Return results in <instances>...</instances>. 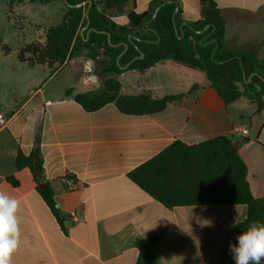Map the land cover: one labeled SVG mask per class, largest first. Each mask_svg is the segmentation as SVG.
Segmentation results:
<instances>
[{
  "label": "crops",
  "instance_id": "crops-1",
  "mask_svg": "<svg viewBox=\"0 0 264 264\" xmlns=\"http://www.w3.org/2000/svg\"><path fill=\"white\" fill-rule=\"evenodd\" d=\"M84 6L88 1L82 0ZM152 0H130L125 13L113 17L127 25L126 13H144ZM186 22L201 19L199 0H177ZM226 20L230 48L253 51L264 58V0H215ZM33 8L36 10L34 11ZM0 0V40L17 32L24 47L46 41V30L60 23L64 4ZM28 26V27H27ZM30 34L26 43L25 36ZM27 34V35H28ZM20 48V49H21ZM18 56V54H17ZM0 50V75L15 84L13 94H0V113L8 121L0 132V191L19 200L20 243L11 264H136L137 239L157 237L154 264H232L229 245L234 227L247 215L245 206H193L167 209L135 185L128 174L171 144L198 145L217 137L235 142L247 164L255 198L264 197V110L241 98L226 107L206 80L189 94L194 74L173 64L125 71L119 75L121 94L153 98L184 97L166 110L142 116L125 115L114 103L87 112L74 100L78 93L97 91L93 61L74 57L54 71L47 66L17 62ZM84 62L81 66L79 63ZM89 70V72H87ZM62 71L67 73L62 74ZM21 75L19 78L18 76ZM73 89V95L67 91ZM248 118L262 119L254 137ZM248 133H236L235 128ZM41 142L44 177L54 192L60 215L53 214L37 191L28 168L15 170L18 149L29 155ZM247 139V141H246ZM251 166L254 185L249 180ZM14 177L18 187L8 182ZM71 177L76 185L66 182Z\"/></svg>",
  "mask_w": 264,
  "mask_h": 264
},
{
  "label": "trees",
  "instance_id": "trees-1",
  "mask_svg": "<svg viewBox=\"0 0 264 264\" xmlns=\"http://www.w3.org/2000/svg\"><path fill=\"white\" fill-rule=\"evenodd\" d=\"M54 1L64 4L60 23L46 30L44 44L32 42L22 47L17 58L29 66H47L54 71L74 57L84 56L97 64L106 76L103 86L97 91L74 95V100L85 111L95 112L111 103L125 115H151L166 110L184 95L164 98H153L148 93L124 96L117 78L125 71L145 73L163 63L173 64L194 74L189 94L201 89L202 82L206 80L226 107L244 97L257 105L258 114L264 110V58H258L253 51L233 49L227 45L226 20L215 0H199L201 19L195 22L183 19V11L177 0H152L144 13H126L127 25L117 24L113 17L125 13L124 8L130 0H97L89 10L90 26L86 29L89 4L81 8L71 7L83 3L82 0H67L70 6L64 0H29V3L49 4ZM13 2L9 0V15ZM158 8L156 18L150 21ZM175 12L178 35L173 22ZM185 24L196 31L207 26L208 29L204 34H196ZM83 29L82 37L80 33ZM90 29L94 31L90 32ZM108 35L112 45L108 42ZM131 35L136 40L131 41ZM86 38L88 41H85ZM213 39L217 43H212ZM124 44L128 45L126 51ZM217 45L214 57L218 62L225 63L218 64L212 60ZM0 50L9 54L11 48L0 40ZM99 50H103L112 61L101 60ZM123 52L118 65L117 59ZM139 52L145 55L144 59L136 60L126 70H122L121 67L127 66L140 55ZM238 58L242 61L244 72ZM244 73L247 78L251 77L249 83L245 82ZM73 93V89L67 91L69 96ZM14 168L17 171L25 168L30 170L38 193L53 214L59 216L53 189L44 177L39 137L29 155L18 149ZM247 177V164L239 155L235 142L227 137H217L198 145L176 141L128 174L135 185L169 210L193 206H245L247 215L233 229V244L251 223H264V197L258 199L253 196ZM68 179L76 185L75 180L71 177ZM8 182L13 187L19 186L13 176L8 178ZM158 242L157 237L137 239L136 264H154L153 250ZM232 264H235L234 260Z\"/></svg>",
  "mask_w": 264,
  "mask_h": 264
},
{
  "label": "clouds",
  "instance_id": "clouds-1",
  "mask_svg": "<svg viewBox=\"0 0 264 264\" xmlns=\"http://www.w3.org/2000/svg\"><path fill=\"white\" fill-rule=\"evenodd\" d=\"M19 200L0 191V264H11L20 243L17 219ZM235 264H262L264 261V223L253 222L229 245Z\"/></svg>",
  "mask_w": 264,
  "mask_h": 264
},
{
  "label": "rangeland",
  "instance_id": "rangeland-1",
  "mask_svg": "<svg viewBox=\"0 0 264 264\" xmlns=\"http://www.w3.org/2000/svg\"><path fill=\"white\" fill-rule=\"evenodd\" d=\"M33 10L36 11L34 8H33ZM0 34H1V32H0ZM25 34H26L25 40H26V43H28V41H30V34H28V33H25ZM22 40H23V37L18 32H17L16 35H11L9 37V40H8V42L6 44L11 48V57L7 59L6 64H8V65L9 64L10 65L17 64L16 63V60L14 58H16V56H17V54H18L21 46L23 45ZM86 59L87 58H84V62L86 61ZM17 62H19L18 61V58H17ZM84 62H81L79 64L82 66L84 64ZM0 66H1V63H0ZM93 66H94V71L90 72L88 74V76H90V75H96V76H98L99 77L98 82H99L100 88H101L103 86L104 80L106 79V76L103 75V73L101 71V68L97 64L93 63ZM87 72H89V70ZM65 73H67V71H62L61 72V75L62 74H65ZM18 77L20 78L21 75H19ZM15 87H16L15 84H12V85L6 84L3 81L2 76L0 75V94H2V92H8V93H11V95H12L13 94V91H14L13 88H15ZM249 119H251V118H248L246 120V123L248 125H250ZM260 120L262 121L261 118L260 119H256V118L251 119V124L252 125H250V126L252 127V133H253V136L254 137L257 136V132L259 131V128H260L259 127ZM260 137H261V138H259L260 141L262 143H264V131L262 132V134H261ZM251 167L252 168H251L249 180L252 183V185H254L253 174H254V172H256V170L254 171L253 166H251Z\"/></svg>",
  "mask_w": 264,
  "mask_h": 264
},
{
  "label": "water",
  "instance_id": "water-1",
  "mask_svg": "<svg viewBox=\"0 0 264 264\" xmlns=\"http://www.w3.org/2000/svg\"><path fill=\"white\" fill-rule=\"evenodd\" d=\"M64 2H65V4L67 5V6H70L69 4H68V1L67 0H64ZM88 4H89V6H88V8H87V11H86V17H87V25H86V27L84 28V29H86V28H88L89 26H90V21H89V16H88V14H89V10H90V8L92 7V5H93V2L92 1H88ZM84 6V3H80V4H78V5H75V6H71V7H74V8H81V7H83ZM159 9L160 8H158L156 11H155V13H154V15H153V17H152V19L150 20V21H153L155 18H156V15H157V13H158V11H159ZM175 15H176V12L174 13V15H173V22H174V28H175V32H176V34L178 35V29H177V27H176V24H175ZM149 23V22H148ZM147 23V24H148ZM185 26H189L196 34H204L205 32H206V30L208 29V26L207 27H205L203 30H201V31H196V30H194L193 29V27H191L190 25H188V24H185ZM84 29L81 31V36L83 37V31H84ZM90 32L91 31H94L93 29H90L89 30ZM104 33V32H103ZM182 36H184V34H182ZM180 39H181V37H179ZM129 39L132 41V40H136V38L134 37V36H129ZM85 41H88V38H86L85 39ZM108 42H109V44L110 45H112V43H111V38H110V36L108 35ZM212 43H217V40L216 39H213L212 41H211ZM124 47H125V51L128 49V45L127 44H124ZM217 48H218V45L216 46V48L214 49V51H213V53H212V60L214 61V62H216V63H218V64H221V63H225V62H218L216 59H215V57H214V54H215V52H216V50H217ZM124 51V52H125ZM99 52V55H100V59L101 60H105V61H107V62H111L112 61V59L110 58V57H107L106 55H105V52L103 51V50H99L98 51ZM124 52L118 57V59H117V64L119 65L120 64V59H121V57H122V55L124 54ZM140 53V55L138 56V57H136L131 63H129L127 66H125V67H121V69L122 70H126L134 61H136V60H141V59H144V57H145V55L142 53V52H139ZM238 60L240 61V64H241V67H242V61H241V59L240 58H238ZM242 70H243V72H244V69H243V67H242ZM244 79H245V82L246 83H249L250 81H251V77H249V78H247L246 76H245V73H244ZM41 187H43V186H41Z\"/></svg>",
  "mask_w": 264,
  "mask_h": 264
},
{
  "label": "built area",
  "instance_id": "built-area-1",
  "mask_svg": "<svg viewBox=\"0 0 264 264\" xmlns=\"http://www.w3.org/2000/svg\"><path fill=\"white\" fill-rule=\"evenodd\" d=\"M7 119L5 117V115L3 113H0V132L6 128L7 126ZM233 131H235L236 133H248V130L247 129H242L240 127H237L235 128ZM67 183H70V184H73L74 185V182L70 181L68 178L65 179Z\"/></svg>",
  "mask_w": 264,
  "mask_h": 264
}]
</instances>
